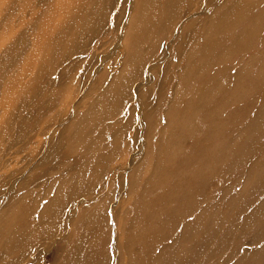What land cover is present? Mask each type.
<instances>
[{"label": "rangeland", "instance_id": "374dc122", "mask_svg": "<svg viewBox=\"0 0 264 264\" xmlns=\"http://www.w3.org/2000/svg\"><path fill=\"white\" fill-rule=\"evenodd\" d=\"M233 1L0 0V264L264 260V0L183 77Z\"/></svg>", "mask_w": 264, "mask_h": 264}, {"label": "bare ground", "instance_id": "6f19581e", "mask_svg": "<svg viewBox=\"0 0 264 264\" xmlns=\"http://www.w3.org/2000/svg\"><path fill=\"white\" fill-rule=\"evenodd\" d=\"M241 1L242 0H240V1L235 0L232 3L226 5L225 10L222 11L220 13L221 15L218 16V22L215 25L213 24L212 27L210 28L212 30L211 34L209 36H207V38H204V39H202V36H201V38H200L201 43L198 44V45H200V48L195 49L192 52L193 54L190 56V58L188 59V62H187L189 67L186 68V73L184 74L183 77L190 76L191 74H193L194 71H195V73H200L197 71L204 72L203 68L205 66L207 68L209 67L210 63L214 59L213 52L218 47L217 45L222 41V38L218 37V35L222 36V34H219L220 31L222 29H226V27H228L229 25L230 26L234 25L236 22H238L242 18L246 17L250 13V12H248L247 8H245V5L243 3H241ZM220 19H222L221 21L225 22L224 28L221 27L222 25L221 26L219 25ZM247 29H248V26L244 25V27H242L241 31L243 33H246ZM237 36H236V38L239 39V37H237ZM225 37H224V39H225ZM214 76H216V74ZM213 83L219 84L220 82L214 79ZM211 90H212V88H211ZM211 90L210 89L201 90V92L202 93H207V92L209 93ZM209 99H210V97H208L206 100H201L200 97H198L196 99H191L190 102L194 101V104L198 103V107L195 111L194 116L183 121L181 123V126H189V125H196V124L198 126L199 125L201 126L203 124V122L205 121V118L200 117L202 106L205 105L209 101ZM179 132L187 134L186 131L181 130V129L179 130ZM177 139H178V141H181L182 138L180 136V133H179ZM225 149H226V146H225ZM194 150H196V149L193 148L192 152H194ZM196 152H198V151L196 150L195 153ZM188 160H189L188 157H186L185 159H182L183 162H187ZM206 161H208V160H206ZM199 169L202 170L203 168H197L194 171L199 172L198 171ZM200 172H204V171H200ZM190 184L191 183L189 182V185ZM194 225L195 224H191L190 228H192V226L194 228ZM174 258H176V255L174 256ZM168 264H176V260H175V263L172 262V260H171V262ZM259 264H264V260H262Z\"/></svg>", "mask_w": 264, "mask_h": 264}]
</instances>
